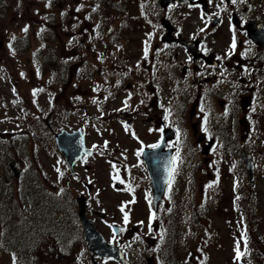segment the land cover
<instances>
[{
	"label": "flooded vegetation",
	"instance_id": "af4514ba",
	"mask_svg": "<svg viewBox=\"0 0 264 264\" xmlns=\"http://www.w3.org/2000/svg\"><path fill=\"white\" fill-rule=\"evenodd\" d=\"M134 7L132 18L124 19L122 25L125 31L140 28L141 40L115 41L110 49L113 83L109 93L116 107L115 120L126 111L131 130L139 127V118L150 120L151 125L144 131V146L151 149V145L164 142V153L171 152V187L168 183L156 205L141 155L142 172H118L119 180L113 179L108 188L99 187L104 172H64L60 186L52 187L50 204L40 217L30 213L34 209L30 203L23 202L21 185L26 178L22 174L16 180L17 199L25 219L19 236L35 240L22 243L48 247L47 253L54 254L62 264H122L112 258H93L84 238L79 218L82 199L88 217H97L102 224L112 217L106 224L109 230L116 223V213L107 218L97 210L103 207L104 193L114 205L117 201L121 207L126 205L121 217L127 213V223L134 207L150 208L144 224L148 235H140V225L126 224L120 226L119 235H105L109 243L119 246L127 261L176 264L177 245L167 225L172 209L179 205L180 185L191 183L192 174L197 173L177 172L185 146L190 147L192 155L186 151L188 159L183 163L196 160L197 148L202 152L209 145L208 159L218 146L228 143L235 144L240 154L246 149L254 159L253 151L245 145L254 143L264 127V0H237L235 4L231 0H140ZM116 174L112 172L113 177ZM209 178L211 181V175ZM115 191L122 193L116 199L111 196ZM152 213L154 219H150ZM60 237L64 249H56L49 241ZM144 242L146 246L140 247Z\"/></svg>",
	"mask_w": 264,
	"mask_h": 264
},
{
	"label": "rangeland",
	"instance_id": "374dc122",
	"mask_svg": "<svg viewBox=\"0 0 264 264\" xmlns=\"http://www.w3.org/2000/svg\"><path fill=\"white\" fill-rule=\"evenodd\" d=\"M11 3L14 9L0 19V207L7 211L11 225L8 230L0 215V264H20L16 254L4 244L6 239L14 245V212L17 213L15 179L8 168L10 160H15L23 171L38 174L43 181L60 179V184L65 165L54 134L63 129L82 130L87 144L100 151L91 159L90 170L81 165L78 169L104 172L99 187L108 188L112 172H120L122 167L125 172L142 171L137 153L145 144L144 131L151 125L148 118L142 117L139 127L131 130L125 122V111L115 120L116 107L109 93L113 83L110 49L115 41L141 40L140 28L125 31L122 25L124 19L132 18L136 3L129 1L124 5L118 1L122 8L105 10L102 18L98 17L95 0ZM78 7L80 11H76ZM49 121L55 133L48 136L42 132L44 141H40L31 125L41 133ZM245 146L254 153L253 185L237 149L228 156L225 148L218 146L208 161L197 148L196 160H190L185 172L197 173L192 174L191 183L180 189V205L176 209L179 219L170 226L176 232L179 264L249 263L248 258L243 263L236 257L237 242L240 248L241 241L239 211L235 208L241 203L236 197L247 206L251 259L254 264H264V127L254 143ZM185 148L181 163L188 159L186 151L190 147ZM121 194L111 196L116 199ZM101 195L103 207L98 210L107 211L108 216L116 213L119 224H141L144 230L140 225V235H148L144 224L151 212L147 207L131 209V221L125 223L118 201L114 205L105 193ZM226 206L232 211L227 213ZM100 228L107 231L105 224ZM149 229L151 233L152 225ZM139 246L143 248L146 243Z\"/></svg>",
	"mask_w": 264,
	"mask_h": 264
},
{
	"label": "water",
	"instance_id": "95a60500",
	"mask_svg": "<svg viewBox=\"0 0 264 264\" xmlns=\"http://www.w3.org/2000/svg\"><path fill=\"white\" fill-rule=\"evenodd\" d=\"M66 133V131H63L61 134H58L56 136L57 144L60 149V151L67 156V161L72 168L73 165L78 161V159L82 156V154L85 152L87 154H92V150H88L85 147V139L81 132H75V134L69 135ZM77 137V138H76ZM70 156V158H69ZM245 162L247 163V169L248 173L253 179L254 177V166L252 161L248 158V156L244 157ZM154 165H150L151 172H171V163L168 159L167 161H164V169L162 166L161 158L158 160L153 161ZM10 168L11 170L16 174V172H19L14 162H10ZM165 186H162L161 189L156 188V194L157 198H160L163 195ZM82 221L85 226V237L89 243V248L91 249L92 253L94 255H99L102 257H109L112 256L118 260L122 259V254L120 251L115 248L114 246H110L105 241L104 237L96 230V227L94 226V223L90 220H88L84 213L81 214ZM125 264H128L125 262Z\"/></svg>",
	"mask_w": 264,
	"mask_h": 264
},
{
	"label": "trees",
	"instance_id": "16d2710c",
	"mask_svg": "<svg viewBox=\"0 0 264 264\" xmlns=\"http://www.w3.org/2000/svg\"><path fill=\"white\" fill-rule=\"evenodd\" d=\"M11 1H13V0H0V19H5L8 15V12L10 10L14 9V5L11 3ZM0 212L3 215L2 221L5 222V224H6L5 227L8 230H10L11 225H10L9 220L7 219V217H8L7 211L5 212L3 210H0ZM241 220H242V224H243V232H241V234H240V238H241L240 251L243 253V255L240 258H242V259L248 258V260H249L248 264H250L251 263V260H250L251 251H250V243H249L250 233H249V229L247 230L248 226H247V222H246V216L243 215ZM8 247H9V249H11L10 251L14 250V245H11L9 242H8Z\"/></svg>",
	"mask_w": 264,
	"mask_h": 264
},
{
	"label": "snow or ice",
	"instance_id": "6c2138e0",
	"mask_svg": "<svg viewBox=\"0 0 264 264\" xmlns=\"http://www.w3.org/2000/svg\"><path fill=\"white\" fill-rule=\"evenodd\" d=\"M237 2V0H231V3H233V4H235ZM241 2H243V0H241ZM76 11H80V8L78 7L77 9H76ZM25 31H27V28H25L24 29ZM13 39H14V37H13ZM232 47L233 48H235V40H233V44H232ZM145 53H146V55H145V58L147 57V48L145 49ZM34 95H35V92H34ZM201 111H203V108L201 109ZM170 114V113H169ZM165 120H167L168 119V116L166 115L165 117ZM205 131H207V128H205L204 129ZM150 147H152V148H157V147H159V145L158 144H154V145H151ZM143 151V149H141V152ZM140 153H138V155H139ZM179 154L177 153V156H178ZM113 167H114V169H115V165H113ZM113 179L114 180H119V174H118V170H117V174L113 177ZM121 183H123V181H120ZM171 187V180L169 181V188ZM130 191H131V189H129ZM132 202H134V201H132ZM151 203V202H150ZM126 206V205H125ZM125 206H122L121 207V211L122 212H124V207ZM155 218V213H152V215H151V217H150V219H154ZM124 220H125V223H127L128 222V214L127 213H125L124 214ZM149 227L151 228V225H149ZM123 229H121V231H122ZM114 239H115V237H114ZM243 255V253L240 251V248H239V241L237 242V246H236V257H237V259H239L241 256Z\"/></svg>",
	"mask_w": 264,
	"mask_h": 264
}]
</instances>
